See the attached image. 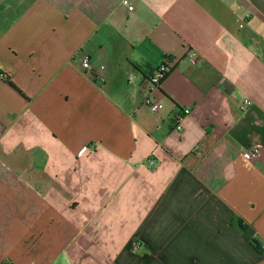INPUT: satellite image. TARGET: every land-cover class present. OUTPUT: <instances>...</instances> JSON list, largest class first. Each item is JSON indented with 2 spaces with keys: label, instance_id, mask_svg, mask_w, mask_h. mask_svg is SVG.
Returning <instances> with one entry per match:
<instances>
[{
  "label": "crops",
  "instance_id": "obj_1",
  "mask_svg": "<svg viewBox=\"0 0 264 264\" xmlns=\"http://www.w3.org/2000/svg\"><path fill=\"white\" fill-rule=\"evenodd\" d=\"M123 1L0 0V148L68 217L45 246L2 223L0 264H264V0Z\"/></svg>",
  "mask_w": 264,
  "mask_h": 264
},
{
  "label": "rangeland",
  "instance_id": "obj_2",
  "mask_svg": "<svg viewBox=\"0 0 264 264\" xmlns=\"http://www.w3.org/2000/svg\"><path fill=\"white\" fill-rule=\"evenodd\" d=\"M43 156L39 152L34 154L27 153L23 148H17L12 151V154H8L4 152L3 148H0V162H3L7 166L4 167L0 163V180H3L2 182L0 181V229L2 223L6 222L7 225L10 224L6 229L9 230L10 234H13L12 229L16 224V228L21 231V237L28 238V242L26 243L31 244L30 240L34 237L33 234H35V232L31 231L42 228L44 231L43 236L39 239V243L45 246L47 240L53 235L52 231L60 225H64V221L68 217L65 215H62V217L59 211L54 213L52 210H49V213L41 218L35 211L37 207L40 211L39 204L45 202L44 199L48 197L45 191L46 174L45 157ZM35 177H37L39 182L43 181V184L37 185ZM4 181H6L5 184L3 183ZM18 195L21 199L20 204L17 201ZM36 195L38 199H34ZM52 224L54 225L52 226ZM4 234L6 235L4 232L2 237ZM62 244V242L59 243V245ZM21 249L24 251L23 244ZM56 254L54 252L55 256ZM66 260V255H61L56 264H65Z\"/></svg>",
  "mask_w": 264,
  "mask_h": 264
},
{
  "label": "built area",
  "instance_id": "obj_3",
  "mask_svg": "<svg viewBox=\"0 0 264 264\" xmlns=\"http://www.w3.org/2000/svg\"><path fill=\"white\" fill-rule=\"evenodd\" d=\"M123 4L126 5L130 10H134V6L129 0H124ZM188 59L190 62L195 63L198 60L197 53L196 52H190L188 54ZM172 65H173V60L171 58H165L163 64L157 69L154 76L150 79V84H151L152 89L160 87L163 79L168 74ZM82 68L84 69L85 74L93 76L94 73H93L91 62H90V58L88 56L84 57V59L82 60ZM3 77L5 78L4 75H3ZM99 80H100V82H104V79L101 76H99ZM144 105L148 106L150 108V110L154 113H158L163 109V104L157 100L152 99L151 97H147L144 100ZM250 105H251L250 100L246 99L243 101V103L241 105V109L245 110ZM190 112H191V110L189 108L184 109L185 115H188ZM179 119H180V117H179ZM177 129H178V131L183 130V126L181 124V119L179 121ZM263 154H264L263 150L258 146L246 148L242 152V155L244 156V158H246L248 161H250L252 163L257 162L263 156ZM149 162H150L151 168L154 169L155 168V162L153 160H149ZM133 247H134V249H139L140 245L138 242H134Z\"/></svg>",
  "mask_w": 264,
  "mask_h": 264
},
{
  "label": "trees",
  "instance_id": "obj_4",
  "mask_svg": "<svg viewBox=\"0 0 264 264\" xmlns=\"http://www.w3.org/2000/svg\"><path fill=\"white\" fill-rule=\"evenodd\" d=\"M165 77H166V76H165ZM163 80H164V79H163ZM239 227H240V229H243V228H244V226H243L242 224H239ZM253 244H254V246H255L257 249L261 250L260 246H259L256 242H253Z\"/></svg>",
  "mask_w": 264,
  "mask_h": 264
}]
</instances>
